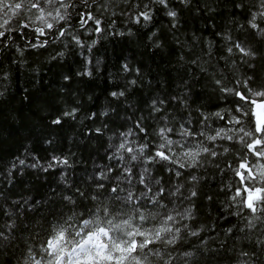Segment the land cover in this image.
<instances>
[{"label": "trees", "instance_id": "16d2710c", "mask_svg": "<svg viewBox=\"0 0 264 264\" xmlns=\"http://www.w3.org/2000/svg\"><path fill=\"white\" fill-rule=\"evenodd\" d=\"M65 2L74 7L62 8L68 18L51 21L54 28L39 37L48 40L45 47L31 46L37 40L32 29L42 25L0 29L6 32L0 39V231L8 237L0 238V264H24L29 249L39 250L53 213L79 214L101 204L122 211L129 189L146 191L138 180L141 174L153 192L164 190L157 199L167 208L153 205L155 213L191 209L180 239L162 247V255L171 253V264H264V225L256 221V229L241 231L250 213L230 199L237 178L226 165L244 153L239 144L195 169L150 159L161 142L155 133L164 124L176 128L184 123L199 131L206 116L205 130L214 134L224 123L214 113L227 116L233 96L221 92L217 80L232 88L252 74L256 84L264 85V36L249 27L252 13L264 10V0H168V9L153 0ZM145 4L152 19L137 24L135 16L146 10ZM169 9L176 11L175 19L167 15ZM80 14L98 19L101 31L91 20L81 24ZM22 15L20 22L28 23L27 12ZM18 20L12 18L13 27ZM62 25L65 35L54 39ZM237 42L255 57L242 56L234 47ZM121 91L123 96L111 95ZM153 100L165 101L159 104L161 112L153 110ZM73 109L74 115H64ZM57 118L58 125L52 123ZM137 122L148 136L138 132ZM129 130L126 148L133 153L118 148L125 140L121 134ZM198 139L213 147L204 137ZM142 144L148 147L141 155ZM177 170L182 174L175 175ZM193 174L196 181L190 179ZM101 183L104 188L97 187ZM117 194L121 201L113 199ZM244 251L248 257L241 256Z\"/></svg>", "mask_w": 264, "mask_h": 264}, {"label": "snow or ice", "instance_id": "6c2138e0", "mask_svg": "<svg viewBox=\"0 0 264 264\" xmlns=\"http://www.w3.org/2000/svg\"><path fill=\"white\" fill-rule=\"evenodd\" d=\"M153 2L162 5L165 9L169 8L168 0H153ZM180 2L187 4L189 0H180ZM45 5L51 7L46 9ZM71 7L74 5L66 3L65 0H0V19H2L0 29H5L7 26L6 31L12 32L19 28L29 29L31 24L39 23L42 26L32 29L36 33L37 40L31 46L42 48L46 46L48 40H39V37L47 35L45 29L52 30L54 28V24L49 22L48 18L51 17V20L56 23L65 21L68 17L62 14L60 9L63 8L67 12V9ZM143 7L146 10L135 16L137 24L142 20L152 19L148 5L145 4ZM237 7H241V5H237ZM26 12H33V15L28 17L29 22H20L24 19L22 13ZM80 15L81 24H86L91 20L96 25V31H101V22L98 19L90 14ZM167 15L175 19L177 13L169 9ZM13 17H19L15 27L12 26ZM258 19H260L259 23ZM249 27L264 36V10L252 13ZM19 34L26 35V33ZM64 35L63 25L53 32L54 39ZM5 36L6 32L0 31V39ZM74 39L77 44L83 46L79 39L75 37ZM234 47L242 56L254 58L256 55L246 44L237 42ZM228 51L231 52L232 48H229ZM250 67L254 66L250 65ZM124 70L128 71L126 64ZM86 74L91 75V73ZM131 83L135 84L136 81L133 80ZM216 84L225 95L233 96L231 101L233 107L227 116L222 115L220 111L214 113L224 123L214 129V134H207L205 130L207 126L204 121L208 119L206 116H203L199 121V131L193 130L184 123L176 128L164 124L155 133L161 142L154 145L155 151L150 154V159L167 161L169 164L175 165L176 169H195L202 166L208 157L215 159L219 155L229 153L231 150L229 145L239 144L245 150L244 153L235 158V163L226 165L227 169L237 178V186L230 199L250 213V216L246 217L247 223L240 230L252 231L258 227L256 221H260L264 225V85L256 84L252 74H248L242 82L237 81L236 86L232 88L224 86L221 80H217ZM111 95L114 97L123 96L124 92H112ZM173 99L177 98L173 97ZM163 103L165 101H159V104ZM159 104L155 100L152 101L155 112H161ZM75 111L73 109L72 112H65L64 115H74ZM162 119L166 120L167 117H162ZM52 123L58 125L61 120L57 118ZM136 128L139 133H143L145 136L149 135L148 129L139 122H137ZM121 135L125 137V140L118 145V148L125 149L127 137L132 135V131L129 130ZM198 137H204L213 147H209ZM218 140L224 144L216 145L215 142ZM147 147V144L140 146L138 151L141 155ZM215 147H221L222 151L217 152ZM126 150L129 153L134 151L131 147H127ZM202 156L205 157V160L200 159ZM131 159L135 161L137 156L133 154ZM19 163L23 165L25 161L21 159ZM63 163H67V161ZM35 166L33 165V167ZM216 167L219 168L220 165L217 164ZM125 171L132 175L130 169H125ZM147 171L145 169V172ZM223 171L224 169H221V172ZM181 174L179 170L175 171V175ZM190 179L196 181L197 177L193 174ZM138 180L141 185H144L146 191H140L137 194L129 189L122 199V211L101 204L94 208H85L79 214L60 213L57 216L53 213L46 238L39 250L35 252L32 249L28 250L24 264H171V253H168L167 256L162 255V247L163 245H175L180 239L182 228H188V225L182 222L191 217V209L183 211L170 209L162 215L155 213L151 207L153 205L156 208H167L165 201L157 199L164 195V190L159 189L153 192L151 184L146 183L143 174L138 177ZM129 183L131 182L129 181ZM97 187L104 188V184L101 183ZM110 191L118 193V188L111 187ZM176 192H179V188L176 189ZM149 193L152 195L149 196ZM175 194V192L171 193V195ZM196 195L195 191L191 192V197ZM65 199L74 203L70 196ZM92 199L96 200L97 198L93 196ZM113 199L121 201L119 194ZM7 227L11 229L12 225L9 224ZM228 231L231 232L232 229L229 228ZM190 235L197 236L199 232L190 231ZM0 238L7 239L8 237L3 231H0ZM260 243L264 244V241ZM184 255L191 254L186 252ZM251 255L255 256V252ZM241 256L248 257L249 253L241 252Z\"/></svg>", "mask_w": 264, "mask_h": 264}, {"label": "rangeland", "instance_id": "374dc122", "mask_svg": "<svg viewBox=\"0 0 264 264\" xmlns=\"http://www.w3.org/2000/svg\"><path fill=\"white\" fill-rule=\"evenodd\" d=\"M57 6H59V5H57ZM51 6H49V5H45V8L47 9V8H50ZM61 11H62V8L60 9ZM33 12H35V10H33ZM33 12H27V15H29V17L30 16H32L33 15ZM37 15H38V13H36ZM10 15H11V13H10ZM49 19V22H51L52 20H51V17H49L48 18ZM37 24H39V23H37ZM40 25V24H39Z\"/></svg>", "mask_w": 264, "mask_h": 264}]
</instances>
